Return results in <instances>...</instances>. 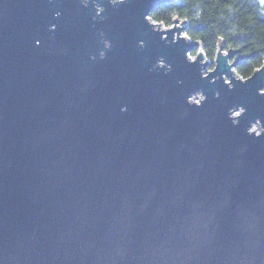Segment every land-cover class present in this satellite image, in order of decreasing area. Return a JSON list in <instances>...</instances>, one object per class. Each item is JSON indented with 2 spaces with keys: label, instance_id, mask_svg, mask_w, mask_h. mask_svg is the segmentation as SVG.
<instances>
[{
  "label": "water",
  "instance_id": "water-1",
  "mask_svg": "<svg viewBox=\"0 0 264 264\" xmlns=\"http://www.w3.org/2000/svg\"><path fill=\"white\" fill-rule=\"evenodd\" d=\"M156 2L94 23L79 0H0L4 264H264V136L246 131L264 119V72L235 90L201 79L184 42L144 22ZM161 55L172 73L149 71Z\"/></svg>",
  "mask_w": 264,
  "mask_h": 264
},
{
  "label": "clouds",
  "instance_id": "clouds-1",
  "mask_svg": "<svg viewBox=\"0 0 264 264\" xmlns=\"http://www.w3.org/2000/svg\"><path fill=\"white\" fill-rule=\"evenodd\" d=\"M84 8H93L94 23H103L109 17L106 15L108 6L119 8L128 5L132 0H79ZM61 12L54 13L60 17ZM144 22L155 34H159L162 41L169 45L184 42L185 61L189 65L199 66L201 79L210 84H217L221 80L229 90H235L236 83L248 84L258 74L264 72V0H157L155 6L144 14ZM52 24L49 31H56ZM179 29V31H175ZM172 33L171 38L169 34ZM99 60L107 59L108 52L113 48V41L106 32L99 33ZM39 46L42 42L36 40ZM137 47L146 49L144 39L137 41ZM241 58H244L241 61ZM92 62L97 55L90 56ZM223 59L230 72L218 73L220 61ZM163 70L165 74L172 73L174 66L161 55L149 69L157 72ZM183 85L184 81L179 80ZM258 95L264 96V87L257 90ZM222 93L217 90L215 97L219 99ZM208 100L203 89L191 92L186 102L189 106L202 107ZM121 112H127V106L121 107ZM248 109L237 104L228 109V119L234 126H239L241 118ZM249 136L260 138L264 136V119L256 118L246 129ZM246 149L242 148L241 151ZM0 264L4 260L0 258Z\"/></svg>",
  "mask_w": 264,
  "mask_h": 264
},
{
  "label": "trees",
  "instance_id": "trees-1",
  "mask_svg": "<svg viewBox=\"0 0 264 264\" xmlns=\"http://www.w3.org/2000/svg\"><path fill=\"white\" fill-rule=\"evenodd\" d=\"M244 59V58H243Z\"/></svg>",
  "mask_w": 264,
  "mask_h": 264
}]
</instances>
